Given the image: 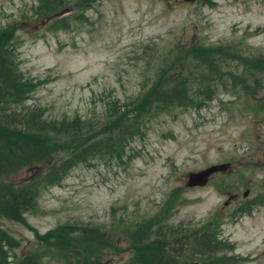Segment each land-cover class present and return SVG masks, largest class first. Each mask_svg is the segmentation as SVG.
<instances>
[{
	"label": "rangeland",
	"instance_id": "obj_1",
	"mask_svg": "<svg viewBox=\"0 0 264 264\" xmlns=\"http://www.w3.org/2000/svg\"><path fill=\"white\" fill-rule=\"evenodd\" d=\"M0 27L16 62L0 125L26 132L0 141V264H199L196 229L227 245L215 255L264 264V0H0ZM215 46L230 58L208 76L200 48ZM176 79L187 99L151 100Z\"/></svg>",
	"mask_w": 264,
	"mask_h": 264
},
{
	"label": "trees",
	"instance_id": "obj_2",
	"mask_svg": "<svg viewBox=\"0 0 264 264\" xmlns=\"http://www.w3.org/2000/svg\"><path fill=\"white\" fill-rule=\"evenodd\" d=\"M12 38L11 32L9 30V28L6 27H0V96H4V91H3V87L8 86L7 84L4 85L2 83H5V77L4 75L6 74H10L13 73L12 71V66L11 65H15L16 62H14V59L12 58V56L10 55L12 52L10 51V49H8V43L10 42ZM202 51H204V54L202 56V58L199 56L198 61L199 62H203L206 67H205V71L210 72L209 74L207 73L208 76H219L220 72L222 70L223 67V61L228 60L230 58V53H229V47H223V46H215V47H201L200 48ZM14 69V68H13ZM14 71H16L14 69ZM165 70H161L160 73H163ZM197 73V71L195 72ZM233 76H230V78L232 80H234L236 83L234 84L233 90L238 89V82H239V77L235 76L234 73H232ZM18 76L15 74L14 76H10L9 78V84H18ZM211 79V78H209ZM216 80V79H215ZM217 80H220L221 82H223L224 84H226L225 77L224 78H218ZM213 82V81H212ZM210 82V88H213V83ZM188 81L184 80L183 82L180 81L179 79L173 80L172 85L174 86H168L164 89H160L157 91H153V93L151 94V100L154 101L156 98L158 99H162V101H167L169 99L170 103L173 102H179L182 101L184 98L187 99L189 96V91H188ZM227 85V84H226ZM156 87H153L152 90H154ZM252 87H244L245 91H248L249 89H251ZM76 125V123L74 124ZM61 132L63 129H59ZM72 130L67 128V132H65L64 135H66V137H68V140H71L72 134L70 133ZM26 132H24L22 134L21 131L13 129L12 127H8V126H1L0 125V141L3 139L2 135H7L10 136L11 138H15L18 139L20 138L21 140L24 139ZM2 145V143H1ZM75 145L79 146L80 148V152L78 153L77 156H85L83 154L82 151L86 150L87 148H89V146H86L85 143L83 142H76ZM9 149H14V150H18L20 151L19 148H16L14 146H12L11 144L8 147V151ZM21 152V151H20ZM7 154V150H6V146L3 149H0V161L3 160V158H7L6 155ZM79 159H75L73 157H70L67 161L68 164H70V162H75L78 161ZM4 165L2 166L0 164V169H3ZM69 165L65 168H68ZM60 170H53L52 174L50 175L49 171L46 172L45 177H49V178H53L54 175H57V173ZM37 189V184L36 183H28V185L24 186L23 188H21L18 191V195L19 196H24V206L27 205V203L29 202V198L32 197V195L35 193V190ZM2 195L5 196L6 198L9 199V196L7 194H5L4 192H2ZM11 202H9L10 205ZM17 207L21 208L18 204ZM15 210V208H12ZM6 210L2 204H0V212L2 213H6ZM8 214V213H6ZM12 217V216H9ZM152 221H142L143 226L146 227V225L152 224ZM155 224V223H153ZM66 228H72V227H68L66 226ZM151 229V228H150ZM149 231H153L150 230ZM140 231L137 229H134V233ZM205 233H201L199 235V231L196 229V234L193 233H189V237L188 239L190 240L189 243L193 244V249L191 250L192 253H190V258H193L192 260H198L196 261L199 264H237L235 261V257H229L227 255H221V256H217L215 255V253L220 252L221 249L227 248V245L224 243H220V242H214L212 237L209 236L210 235V230L209 229H205L204 231ZM150 233H155V232H150ZM165 231L162 230L160 232H157V234H164ZM180 234L178 235H182V231H179ZM149 237V233L146 234L144 233L143 236L140 238V243L144 246L146 245L147 242V238ZM139 246V245H138ZM138 249L140 250V247H138ZM56 250V249H55ZM210 257H205L206 255H211ZM90 260V259H89ZM201 262V263H200ZM74 264V262L72 263ZM75 264H79V262H76ZM83 264V263H81ZM86 264H101V262L99 261V257H95L93 258L91 261H87ZM123 264H168V261L165 260L162 256H160L159 254H154V255H150L148 256V258H144V259H140L137 260L136 258H133L129 261H126Z\"/></svg>",
	"mask_w": 264,
	"mask_h": 264
},
{
	"label": "water",
	"instance_id": "obj_3",
	"mask_svg": "<svg viewBox=\"0 0 264 264\" xmlns=\"http://www.w3.org/2000/svg\"><path fill=\"white\" fill-rule=\"evenodd\" d=\"M187 1H194V0H187ZM66 11H63L60 13L63 14ZM229 166L228 163L226 164H218V165H213L210 166L206 169H203L201 171L198 172H192L190 174V181H189V185H195V184H200V185H204L207 183L208 178L210 177V175L218 170H224L227 169Z\"/></svg>",
	"mask_w": 264,
	"mask_h": 264
}]
</instances>
